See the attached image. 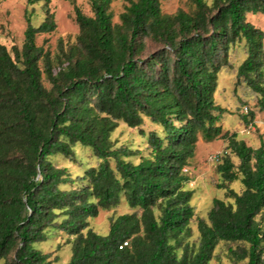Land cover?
<instances>
[{"label": "trees", "instance_id": "obj_1", "mask_svg": "<svg viewBox=\"0 0 264 264\" xmlns=\"http://www.w3.org/2000/svg\"><path fill=\"white\" fill-rule=\"evenodd\" d=\"M44 1L46 17L37 26L27 17L21 48L0 43V261L210 264L223 243L233 263L264 264V141L253 147L237 130L222 133L227 109L214 96L219 72L231 67L264 109V31L247 20L264 14V0H189L191 10L175 14L161 0H128L120 23L112 0H89L91 14L72 0L79 33L60 40L55 58L36 40L56 28ZM238 46L245 58L234 67ZM246 110L248 127L256 115ZM147 119L161 129H141L147 154L116 146L121 122L141 128ZM200 137L227 143L217 166L226 197L197 218L190 241L196 213L185 169ZM77 146L96 163L73 176L53 158L74 161ZM122 199L130 211L95 231L91 219ZM51 230L70 244L64 263L61 245L40 248Z\"/></svg>", "mask_w": 264, "mask_h": 264}, {"label": "rangeland", "instance_id": "obj_2", "mask_svg": "<svg viewBox=\"0 0 264 264\" xmlns=\"http://www.w3.org/2000/svg\"><path fill=\"white\" fill-rule=\"evenodd\" d=\"M206 1L211 4L213 0ZM75 3L84 13L91 14L89 0H75ZM127 5H129L128 0H112L110 11L114 23L121 22V14L125 11ZM48 6L54 13L56 28L50 33L38 35L36 40L45 50H50L52 57L55 58L59 53L60 40H63L64 43L68 41L74 42L79 33V25L75 20L72 0H51ZM161 8L164 13L175 14L179 9L189 11L192 7L189 0H161ZM28 16L35 26L39 25L46 17L45 1L40 0L31 5L28 4L27 0H0V43L6 45L9 50H12L14 46L22 47ZM247 20L264 31V14L248 13ZM244 58L245 54L242 46H238L231 51L230 60L234 67H237ZM45 83L50 87L48 81H45ZM217 83L214 93L215 100L227 109L218 123L222 128V133L226 131L232 133L237 130L241 137L247 139L246 142L248 144L256 147L259 140H261L260 136H262V139L264 138V109L261 108L260 99L245 86L237 84L236 70L231 67L223 68L219 72ZM246 107L248 111H254L256 115L252 128L246 127L241 119V115L247 111ZM141 129L146 132L156 129L161 133V129L148 119L141 128H130L121 122L113 133L112 139L115 141L116 146L124 144L134 150H141L143 154H147L148 151L145 150L147 140L141 134ZM241 130H250V134L246 132L241 134ZM226 145V141L219 137L210 142L204 141L200 137L194 156L189 159V163L186 166L188 171L185 174L189 176L186 188L194 190L191 204L194 206L196 213L191 222L192 237L189 238L190 241L198 239L197 218H207L214 198L225 199L226 197L225 191L217 187V183L220 182L217 166L220 162L212 159V156L223 153ZM75 154L76 158L74 161L61 155L55 156L53 160L59 166L68 167L73 176L82 175L88 166L96 163V158L90 149L77 146ZM138 158L139 155L133 157L135 161ZM111 164L114 166L113 161H111ZM232 186L235 190L240 191L242 185L240 181H236ZM128 211L130 209L125 200L122 199L117 207L101 210L98 217L91 219V226L95 231L105 234L108 232L110 217ZM66 238L65 234L51 230L49 239L42 243L40 248L44 251H55L57 246L61 245L60 250L55 252L61 257L59 262L64 263L70 256V244L66 243ZM246 262L247 260L237 264H245ZM0 264H3V262L0 261ZM210 264L235 263L228 257L227 246L221 243L216 248L215 256Z\"/></svg>", "mask_w": 264, "mask_h": 264}, {"label": "built area", "instance_id": "obj_3", "mask_svg": "<svg viewBox=\"0 0 264 264\" xmlns=\"http://www.w3.org/2000/svg\"><path fill=\"white\" fill-rule=\"evenodd\" d=\"M250 127L252 128L253 127V124H249L248 125V128H250ZM246 130H248V129H246ZM222 154L223 153H219V154H217L215 156H212V159L218 162V161H220ZM185 171H187V169H185ZM125 244H127V242H125Z\"/></svg>", "mask_w": 264, "mask_h": 264}, {"label": "crops", "instance_id": "obj_4", "mask_svg": "<svg viewBox=\"0 0 264 264\" xmlns=\"http://www.w3.org/2000/svg\"><path fill=\"white\" fill-rule=\"evenodd\" d=\"M249 131H250V130H249ZM249 131H246V130H241V132H240V133H241V134H243V133H245V132H246L247 134H250V133H249ZM240 137H241V136H240ZM241 138H243L245 141L247 140V139H246V138H244V137H241ZM262 140L264 141V138H263ZM260 142H261V140H259V143H258V145H256V147L260 146V144H261ZM250 145H251V144H250Z\"/></svg>", "mask_w": 264, "mask_h": 264}]
</instances>
